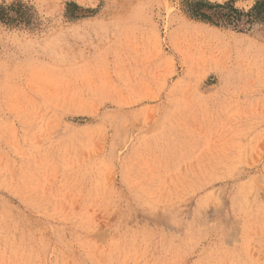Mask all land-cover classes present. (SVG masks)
I'll list each match as a JSON object with an SVG mask.
<instances>
[{
    "label": "rangeland",
    "instance_id": "obj_1",
    "mask_svg": "<svg viewBox=\"0 0 264 264\" xmlns=\"http://www.w3.org/2000/svg\"><path fill=\"white\" fill-rule=\"evenodd\" d=\"M186 1L0 0V264H264V21Z\"/></svg>",
    "mask_w": 264,
    "mask_h": 264
},
{
    "label": "trees",
    "instance_id": "obj_2",
    "mask_svg": "<svg viewBox=\"0 0 264 264\" xmlns=\"http://www.w3.org/2000/svg\"><path fill=\"white\" fill-rule=\"evenodd\" d=\"M187 11L193 17L215 23L248 25L255 21H264V0H256L248 11L234 8L230 1L223 4L204 0L186 1ZM241 16H246L241 18Z\"/></svg>",
    "mask_w": 264,
    "mask_h": 264
}]
</instances>
